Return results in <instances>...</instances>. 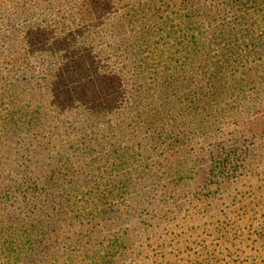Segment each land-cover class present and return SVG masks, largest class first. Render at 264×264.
<instances>
[{"label":"trees","instance_id":"16d2710c","mask_svg":"<svg viewBox=\"0 0 264 264\" xmlns=\"http://www.w3.org/2000/svg\"><path fill=\"white\" fill-rule=\"evenodd\" d=\"M125 1L146 4L157 16L135 47L119 42L105 49L136 52L141 39L158 53L150 39L159 28L175 41L180 33L195 54H206V60L199 57L203 79L196 91L182 95L188 113L198 115L206 99L241 97L256 90L253 84H264V0H170L176 7L162 22L158 15L170 10H162L166 3L148 4L152 0H0V89L16 97L0 123L3 264H134L138 227L165 219L169 203L181 205L169 201L165 182L167 170L179 175L193 164L177 154L175 121L163 122L178 115V104H168L176 89L167 86L170 80L158 82L159 89L144 83L127 88L122 72L97 59L105 54L106 24L119 33L135 23L133 16L117 14ZM211 52L218 60L210 59ZM51 62L55 68H48ZM43 65L48 69L41 84L56 113L50 142L37 132L42 102L36 104V84ZM262 105L253 116L264 122ZM238 132L231 144L203 157L204 181L217 184L253 152H264V130ZM168 156L176 162L173 169L154 164L159 157L167 163Z\"/></svg>","mask_w":264,"mask_h":264},{"label":"rangeland","instance_id":"374dc122","mask_svg":"<svg viewBox=\"0 0 264 264\" xmlns=\"http://www.w3.org/2000/svg\"><path fill=\"white\" fill-rule=\"evenodd\" d=\"M169 2L170 0H152L148 4L161 7L166 3L162 10H174L172 8L176 4L173 7ZM171 10L169 13L159 14L157 21L165 20ZM152 12L146 4L125 1L117 14L120 19L133 16L135 23H128L126 29L119 33L114 30V26L106 24L107 42L102 47L105 54L97 56L101 63L112 65L127 77V88L141 83L154 87L158 86V82L170 80L167 86L175 88L177 96L170 98L169 108L178 104L180 109L178 115L170 119L164 118L163 122L172 126L175 121L178 133L174 137L177 154L181 155L183 161L189 159L193 163L187 170H181L179 175H171L170 172H173L167 168L175 167L173 156H168L167 163H163L162 157L157 159L158 163L154 162L167 170L165 182L170 190L169 201L176 200L182 206L173 207L169 203L165 219L138 227V261L134 264H264V152H253L248 160L244 159L238 164L235 172H231L227 179H221L217 184L211 180L206 182L201 176L203 157L212 148L221 147L224 143L231 144L235 140L234 136L237 137L238 130L248 129L251 134H262L264 122L257 120L253 113L255 106L261 107L264 104V93L260 92L264 89V84H253L256 90L241 97L229 95L230 98L225 101L206 99L207 107L200 108L198 115L188 113L183 107L186 102H182V95L188 91H196L194 85L203 79L199 57L206 60V54L194 53L193 44L188 43L189 39L184 41L182 35L177 33L178 40H171L167 33L157 28L154 33L158 35L151 36L150 44L158 53L152 54L151 47L144 45L141 39L136 52L119 51L115 54L114 48H106L107 51L105 49L107 44L116 45L119 42L124 43V48L132 45L135 47L140 32L157 16ZM175 24L173 23V27ZM173 27L171 25V30L177 29ZM160 49L164 51L163 60L159 57ZM217 55L211 52L209 57L218 60ZM48 68H55V62L48 64ZM48 68L45 65L40 67L37 77L40 85L36 84V104L37 100L42 102L37 132L45 137L43 142H50L47 139L52 137L50 124L56 119V113L52 109L55 107L50 108V103L46 102L50 92L41 84ZM26 94L19 95L16 100L25 99ZM170 94L172 93L168 92ZM15 98L5 97V91L0 89V123L9 114V101ZM153 101L155 103L159 99ZM127 105L128 103L122 104L119 110ZM150 105L146 104L144 109L147 110L146 107ZM133 116L129 122L134 127L137 126L135 113ZM114 122L118 123L117 120ZM42 126H47L48 129L43 131ZM151 162L152 159L149 164ZM152 182L148 178L147 183ZM3 263L5 260H0V264Z\"/></svg>","mask_w":264,"mask_h":264}]
</instances>
